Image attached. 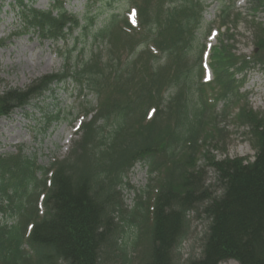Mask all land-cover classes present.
<instances>
[{"label": "trees", "instance_id": "16d2710c", "mask_svg": "<svg viewBox=\"0 0 264 264\" xmlns=\"http://www.w3.org/2000/svg\"><path fill=\"white\" fill-rule=\"evenodd\" d=\"M12 1L19 18L14 34L32 31L53 43L71 38L74 50L80 40L93 45L75 61L73 51L63 52L60 71L2 91L0 117L65 82L93 95L97 105H83L90 119L69 153L49 167L21 152L0 154V264H179L190 214L204 215L207 227L199 254L185 264H264V117L247 103L234 117L251 127V161L215 159L201 146L223 131L216 122L241 98L244 79L235 75L264 69V22L251 34L252 56L236 54L229 30L222 34L210 50L213 79L206 81L205 0H129L135 24L124 11L108 12L100 26L96 13L69 12L61 0L47 9ZM226 2L220 26L236 0ZM247 2L264 10V0ZM198 154L212 167L213 183L205 180ZM137 162L158 171L160 181L151 207L146 191L128 210L119 186ZM128 226L135 231L131 241L123 239ZM140 243L146 246L136 254Z\"/></svg>", "mask_w": 264, "mask_h": 264}, {"label": "rangeland", "instance_id": "374dc122", "mask_svg": "<svg viewBox=\"0 0 264 264\" xmlns=\"http://www.w3.org/2000/svg\"><path fill=\"white\" fill-rule=\"evenodd\" d=\"M30 5L36 8L47 9L53 0H29ZM65 2V8L72 13L84 14L86 8L89 15L97 14L96 26H100L108 12L123 14L127 11L129 0H61ZM222 1L205 0L203 13L204 23L213 29L205 39L208 46L218 44L222 34L228 29L232 35V44L236 54L252 56L254 52L252 32L255 25L264 22V10L253 11L247 0H237L234 11L228 18L225 26H220L219 9ZM226 2V1H225ZM227 3V2H226ZM88 5V6H87ZM202 27V28H203ZM19 29V18L14 5L7 2L0 3V39L4 45L0 46V93L7 88H24L36 77L60 71L65 64L63 52H71V60L80 59L81 51L85 48L90 50L93 44L80 40V45L74 50L72 39L53 43L42 39L34 32L14 34ZM202 35L199 43L203 41ZM100 46V43L97 44ZM106 44L103 42L102 48ZM211 51L207 49L204 59L206 67V81L212 79L210 65ZM71 61V64H74ZM209 64V67H208ZM254 68V69H253ZM235 75L236 79H244L239 93L241 98L233 104L229 110V116L224 121H217L218 128H223L221 133H212L203 142L202 151L209 153L215 159L225 157H242L246 161L253 160L255 149L249 134L251 127L242 125L235 120L236 113L247 103L250 108L264 117V69L257 66ZM244 99H243V98ZM243 101V102H242ZM83 105L95 108L96 99L91 94L82 95L78 87L71 82L52 85L51 90L42 96L34 98L29 106L17 109L8 116L0 117V154H17L21 152L34 158L38 166L49 167L51 163L65 157L74 141L81 133L79 118L86 122L90 114L84 118ZM242 105V106H241ZM220 101L215 110H220ZM50 117L47 122L46 117ZM84 118V119H83ZM198 164L203 167L204 177L207 183L215 181V173L203 154H198ZM160 181V173L149 172V168L143 162H137L128 171L123 183L119 186L120 198L124 206L130 210L141 194L143 198L150 197L149 206L152 204V195L155 193ZM151 207V206H150ZM151 209H149L150 216ZM189 229L185 239L179 246V264H185L189 257H196L200 252L202 237L207 227V219L202 214H190ZM117 222V219L115 220ZM119 221V220H118ZM123 239L131 241L135 231L129 226L125 228ZM122 236V235H121ZM143 233L141 241L145 240ZM141 244V243H140ZM141 244L136 254L144 248ZM115 264H119L118 262ZM220 264H238L235 260H227Z\"/></svg>", "mask_w": 264, "mask_h": 264}]
</instances>
